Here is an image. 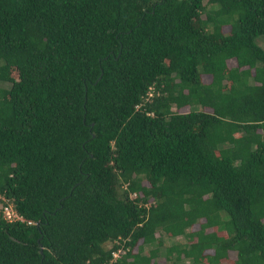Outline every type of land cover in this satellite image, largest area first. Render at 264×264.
<instances>
[{
	"label": "trees",
	"instance_id": "obj_1",
	"mask_svg": "<svg viewBox=\"0 0 264 264\" xmlns=\"http://www.w3.org/2000/svg\"><path fill=\"white\" fill-rule=\"evenodd\" d=\"M262 34L264 0H0V264H264Z\"/></svg>",
	"mask_w": 264,
	"mask_h": 264
},
{
	"label": "rangeland",
	"instance_id": "obj_2",
	"mask_svg": "<svg viewBox=\"0 0 264 264\" xmlns=\"http://www.w3.org/2000/svg\"><path fill=\"white\" fill-rule=\"evenodd\" d=\"M227 30H228V27H226V26L222 28V31L223 32H227ZM255 41H256L257 44L264 45V34L257 36L256 39H255ZM227 65L228 66H233L234 65V61L232 59L227 60ZM203 80L206 81V80H208V78H203ZM156 236H158V234H156ZM171 241L172 242L175 241V238L170 240V239H167V238H164L163 237V242H164L163 245L168 244ZM163 245H161L159 247V251L160 252H163V249H164V246ZM229 256H230L229 258H232L233 257V253L232 252H229ZM157 260H158L159 263L165 264L164 263V260H163V257H162L161 254L158 255Z\"/></svg>",
	"mask_w": 264,
	"mask_h": 264
},
{
	"label": "built area",
	"instance_id": "obj_3",
	"mask_svg": "<svg viewBox=\"0 0 264 264\" xmlns=\"http://www.w3.org/2000/svg\"><path fill=\"white\" fill-rule=\"evenodd\" d=\"M4 216H5L7 219H11V218H12V214H11V212L8 211V210L5 211ZM119 253H120V248H118L117 250L113 251V252H112V258H116V257H118Z\"/></svg>",
	"mask_w": 264,
	"mask_h": 264
},
{
	"label": "clouds",
	"instance_id": "obj_4",
	"mask_svg": "<svg viewBox=\"0 0 264 264\" xmlns=\"http://www.w3.org/2000/svg\"><path fill=\"white\" fill-rule=\"evenodd\" d=\"M113 252V251H112ZM112 256V255H111Z\"/></svg>",
	"mask_w": 264,
	"mask_h": 264
},
{
	"label": "water",
	"instance_id": "obj_5",
	"mask_svg": "<svg viewBox=\"0 0 264 264\" xmlns=\"http://www.w3.org/2000/svg\"><path fill=\"white\" fill-rule=\"evenodd\" d=\"M41 251V250H40Z\"/></svg>",
	"mask_w": 264,
	"mask_h": 264
}]
</instances>
